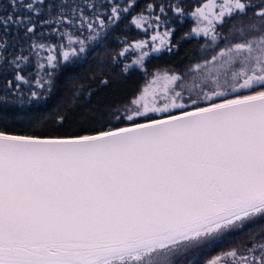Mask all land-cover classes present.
<instances>
[{"label":"snow or ice","instance_id":"6c2138e0","mask_svg":"<svg viewBox=\"0 0 264 264\" xmlns=\"http://www.w3.org/2000/svg\"><path fill=\"white\" fill-rule=\"evenodd\" d=\"M109 2L107 23L101 14L89 18L83 8L59 0L47 5L9 0V6L36 14L46 7L51 20L41 23L86 26L91 33L86 38L69 34V48L61 52L69 61L135 0L124 7ZM172 10L184 15L179 5ZM190 15L197 26L184 36L209 38L211 44L202 46L206 54L183 73L157 71L85 134L14 129L15 120L34 127L28 110L10 99L13 88L27 83L19 69L28 57L7 60V39L0 37V63L17 69L0 95V264H176L182 257L198 264L189 253L264 217V0H206ZM153 19L159 29V15L142 11L131 22L147 31L145 24L152 28ZM226 20L233 22L225 34L218 29ZM10 22L29 24L27 33L36 28L27 17L0 16L5 30ZM173 32L156 31L118 56L139 49L133 63L143 67L150 51L172 50ZM149 42L151 49L144 51ZM209 49L213 54L207 55ZM55 59L49 56V64ZM35 84L42 90L51 80L38 76ZM107 84L100 79V86ZM39 95L32 90L29 100ZM20 111L25 115L10 120L9 112ZM65 119L58 114L54 122L62 125ZM261 233L264 227L246 233V241L206 264H264Z\"/></svg>","mask_w":264,"mask_h":264},{"label":"trees","instance_id":"16d2710c","mask_svg":"<svg viewBox=\"0 0 264 264\" xmlns=\"http://www.w3.org/2000/svg\"><path fill=\"white\" fill-rule=\"evenodd\" d=\"M117 1V0H115ZM203 0H135L128 12L122 13L120 20L115 24H109L102 35L96 40L88 41L86 51L73 56L69 61H63L61 52L69 45V34L72 37H82L86 26L79 24L63 23L57 25L50 21L46 7H41L39 14L24 7H17L15 10L9 6V0H0V16L12 14L13 18L27 17L31 23L36 24L33 33H27L26 27L29 24L9 23L5 30L0 26V37H6L7 45L4 53L7 60L14 59L17 55L27 56V61L20 66V73L25 77L27 83L20 82V89L10 94V99L17 108L27 109V116L31 117L32 125L28 121H13L14 129L20 133L31 131H43L52 135L84 134L85 130L91 131L93 127H99L103 117L108 110L126 103L139 90L146 76L159 70L182 72L192 62L201 58L206 53L202 46H206V39L199 35L185 37L184 34L191 31L192 18L190 12ZM17 4L29 3L31 0H16ZM50 0H44L47 5ZM69 5H76L83 8L84 15L93 18L94 14H101L105 21L110 13L111 3L109 0H59ZM120 4H128L129 0L118 1ZM94 4V9L86 5ZM153 4L154 9L148 10L147 5ZM160 5L165 8L164 14L160 13ZM179 5L184 10V15L173 12L172 6ZM143 11V14L160 16L163 25L174 29L171 37V44L174 45L169 52L163 48L158 52H151L143 61V67L136 64L128 65L124 71L123 58L118 56L122 46L131 43L146 35V31L137 28L132 23V17ZM70 16V19H78ZM237 18H233L235 21ZM233 21H225L222 28L218 29L227 33ZM184 37V38H182ZM44 45V48L32 49L31 45ZM219 45L223 41L218 42ZM51 56L56 59L49 64L46 55V46H50ZM63 46V48H61ZM209 51V50H208ZM208 53V52H207ZM43 65L44 67H40ZM17 69L0 63V95L3 94L6 82L14 80ZM48 73L51 75L49 76ZM43 80H51V84H45L39 89L35 81L37 77ZM95 78V79H93ZM107 78L108 84L100 86V79ZM85 87L81 88L80 86ZM36 90L40 93L38 99L29 100L30 92ZM91 91V96L88 95ZM20 93H23L21 96ZM22 101V103H21ZM65 115L66 119L62 125L56 124V115ZM9 118L13 116L22 117L23 111L9 112ZM120 126V125H118ZM264 227V221L252 226L248 230L231 237L214 248L209 249L197 261H202L215 253L227 251L236 246L240 241H246V233L260 231Z\"/></svg>","mask_w":264,"mask_h":264},{"label":"rangeland","instance_id":"374dc122","mask_svg":"<svg viewBox=\"0 0 264 264\" xmlns=\"http://www.w3.org/2000/svg\"><path fill=\"white\" fill-rule=\"evenodd\" d=\"M118 1H122V0H117V1H115V0H111L112 3H118V4H120V2H118ZM205 2H206V0H203L202 2H200V4L205 3ZM200 4H198L197 6H195L194 9H195L196 7H198ZM120 5H121V7L126 6V4H120ZM110 8H111V6H110ZM194 9H193V10H194ZM193 10H192V11H193ZM192 11H191V12H192ZM191 12H190V13H191ZM110 14H111V13H109V15H110ZM189 15H190V14H189ZM134 16H137V15H134ZM145 16L154 17V16H152V15H150V14H146ZM190 17L192 18V23H193V24H192V28H194V27L197 26V21H196V19L193 18L191 15H190ZM105 22L107 23V20H106ZM155 23H156V22H155V20L153 19V21H152L153 27H152V28H149V27H148V24L146 23V24H145V29H147V31H146V35L143 36V37H141V38H139V39H137L136 41L149 40V38H150L152 35H154L156 31H159V32L162 33V32H164L166 29H170V26L163 25V24H162L163 22L161 23V26L159 27V29H156V28L154 27ZM200 26L202 27L203 25L201 24ZM192 28H191V30H192ZM142 30H144V29H142ZM144 31H145V30H144ZM89 35H91V33H90L89 30L86 28V31L84 32V35H83L81 38H82V39H83V38H86V37H88ZM200 35L203 36L202 33H201ZM203 37H204V36H203ZM204 38L206 39V43H205L206 46L209 45V44H211V40H210L209 38H206V37H204ZM133 42H134V41H133ZM133 42H132V43H133ZM69 43H70V42H69ZM129 44H131V43H126V44H124V45L122 46L121 51H122L125 47H127V45H129ZM156 44H157V45L159 44V40L156 41ZM72 46H73V47H77V49L79 48V45H78V44H75V43H73ZM50 47H51V45L45 47V49H46V55H47V59H48L49 56H51ZM151 47H152V44H151V42H149V44H148L147 47L144 49V51H149V50L151 49ZM219 47H223V44H222V45H219ZM68 48H69V45L67 46V48H63V49H64V50H68ZM162 49H163V48H162ZM218 50H219V48H216V51H218ZM140 51H141V50H139V49L129 48V50L125 53V55L122 56V58H123V66L125 67V65H131V64H134L133 62H134V61L137 59V57L140 55ZM149 53H151V51H150ZM211 54H213V52H212L211 49H209L207 55H211ZM199 59H200V58H199ZM199 59L196 60V61H194V62H192V63H196V62H198ZM159 71H165V70H159ZM156 72H157V71H156ZM156 72H154V73H156ZM183 72H184V70H183L182 72H177V73H183ZM154 73H153V74H154ZM153 74H150L149 76H146V78H145L144 82L141 84L140 88L145 84V82H146L147 80H151V79H152V75H153ZM140 88H139V89H140ZM138 91H139V90H138ZM138 91H137V92H138ZM137 92H136V93H137ZM263 221H264V217H261V218L255 220V221H253L252 223L246 225V226L244 227V229H242V230H240V231H233V232H230L229 234L225 235V236H224L221 240H219L218 242H215V243L210 242V243H208V244L202 246V249H197V250H195L194 254H193V253H189L188 258L198 260V259H199L204 253H206L209 249L214 248L216 245L220 244L221 242H223V241H225V240H227V239H229V238H231V237H234V236H236V235H238V234H240V233H242V232L248 230V229L251 228L252 226H254V225H256V224H259V223H261V222H263ZM257 232H260V231H257ZM261 237L264 238V233H261ZM249 246H251V245L249 244ZM219 253H220V252L215 253V254H212V255L206 257V258L202 261L201 264H206V262H207L208 260L212 259L214 256H216V255L219 254ZM176 264H186V262L184 261V258L182 257V258H180V259H178V260L176 261Z\"/></svg>","mask_w":264,"mask_h":264},{"label":"water","instance_id":"95a60500","mask_svg":"<svg viewBox=\"0 0 264 264\" xmlns=\"http://www.w3.org/2000/svg\"><path fill=\"white\" fill-rule=\"evenodd\" d=\"M120 126H123V125H120ZM85 134V133H84Z\"/></svg>","mask_w":264,"mask_h":264}]
</instances>
